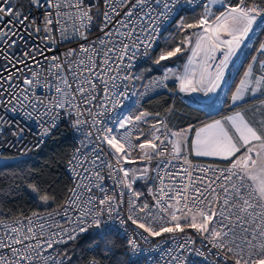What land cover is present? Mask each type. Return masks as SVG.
I'll return each mask as SVG.
<instances>
[{
  "label": "snow or ice",
  "instance_id": "6c2138e0",
  "mask_svg": "<svg viewBox=\"0 0 264 264\" xmlns=\"http://www.w3.org/2000/svg\"><path fill=\"white\" fill-rule=\"evenodd\" d=\"M192 3L103 0L101 11L84 0H29L37 12L44 9L30 16L22 5L0 0V60L4 61L0 106L6 111L21 109L38 122L35 147L62 122L82 137L67 157L71 186L63 203H58L54 192L29 185L44 212L7 222L0 219V264H71L67 245L81 238L90 250L109 252L114 247L111 236L119 232L117 222L121 228L130 222L142 230L127 237L134 255L140 250L137 237L148 242L171 234L175 246L163 252L167 264H188V253L205 255L187 232L192 229L202 245L210 246L215 264H264V99L251 117L234 111L196 130L191 141L195 156L216 158L224 162L222 167L192 165L184 152L191 127L172 131L159 112L117 111L129 86L143 79L132 71L137 59L147 58L159 66L190 52L183 74L177 76L165 66L155 83L166 87L164 82L176 76L180 92L216 93L254 26L264 23V0H207L196 5L203 11L189 21L181 12ZM215 5L220 8L213 11ZM97 18L102 35L89 41ZM173 24L183 33L182 39L166 41L153 56L157 41ZM33 36L43 41L42 47L27 43ZM62 40L83 43L63 56L47 55ZM256 53L231 95L233 106L247 102L248 95L264 97V42ZM146 124L148 132L142 127ZM135 153L139 157L134 158ZM136 158L157 159L156 167H125ZM180 159L186 166L183 175L170 170L175 167L173 160ZM194 171L203 175H193ZM166 178L171 183H165ZM152 179L160 182L159 187L149 188L153 202H141L142 193L134 184ZM106 180L115 187L109 188ZM50 203L58 206L49 210ZM87 264L99 261L93 257ZM119 264L128 262L120 259Z\"/></svg>",
  "mask_w": 264,
  "mask_h": 264
},
{
  "label": "trees",
  "instance_id": "16d2710c",
  "mask_svg": "<svg viewBox=\"0 0 264 264\" xmlns=\"http://www.w3.org/2000/svg\"><path fill=\"white\" fill-rule=\"evenodd\" d=\"M235 2L236 0H232V3ZM216 9L217 8H215L214 11H216ZM202 11L203 8L193 12L182 11L181 15L191 21L198 17ZM182 37L183 33L179 32L175 24L171 25L168 31L163 33L154 56L158 55L159 51L163 49L166 41L172 40L173 42H177L181 40ZM261 42H264V28L257 36L251 52L238 69L228 89L226 99L219 111L208 113L205 110L191 106L181 98V96L175 94V85L169 84L167 92L154 96L147 102L142 103L135 109L134 114L142 110L152 113L159 112L160 118H167L168 126L173 131H180L191 127V143L196 130L203 127L205 124H209L214 120H223L225 117L232 115L234 111L247 110L260 102L262 97H256L248 99L246 100L247 102H242L240 105L233 106L231 103V95L242 79L244 71L247 70L248 64L251 63V57L256 54V49ZM187 57L188 53L186 52L183 54L181 60L184 61ZM176 61L177 60L170 59L162 62L161 66H173ZM140 75L143 76V79L139 80L138 84L142 87L146 80L149 79L150 74L147 68L143 67L140 70ZM168 108H171L173 111L168 112ZM143 128L145 132H148L150 125H143ZM71 145L72 142L69 131L66 128H60L49 137L45 145L26 160L16 165L0 167V219L9 220L21 215L26 216L33 211L44 212V206L35 198V194L28 187L29 185H36L38 189L47 190L49 193L54 192L58 203H63L67 193L66 190L69 187V179L65 172V162L69 156ZM194 159L195 161L224 165V162L215 161L213 159ZM135 190L142 193L141 196L145 198L146 192L149 191V185L147 183L138 182L135 185ZM57 206V203H50L48 208L51 210ZM111 240L114 245L111 251L98 252L96 254V258L101 264H119L120 259L127 261L128 264H136L130 261L126 254L127 241L124 238H120L117 234H114L111 236ZM63 247L65 246H62V248ZM87 247L88 245L84 238H81L75 243L70 242L67 245V251L71 257V264H82L89 258Z\"/></svg>",
  "mask_w": 264,
  "mask_h": 264
},
{
  "label": "built area",
  "instance_id": "2783aa9c",
  "mask_svg": "<svg viewBox=\"0 0 264 264\" xmlns=\"http://www.w3.org/2000/svg\"><path fill=\"white\" fill-rule=\"evenodd\" d=\"M12 3L17 4V5H22L23 11L26 14H29L30 16H38L44 10V9H41L40 12H37V10L29 4V0H12ZM84 3L85 4L91 3L93 5H98L99 8L101 9V11L104 10L103 0H84ZM181 3L183 4L184 0H181ZM201 3H207V0H194V3H192L190 5H186L183 11H185V12L196 11V10L202 8V7H196L197 4H201ZM93 10L95 11V8ZM5 20H7V17L5 18ZM37 23H39V21H37ZM99 24H100V18H97L94 25L91 26V29L89 32V41H95L99 37H101L102 33L99 31ZM263 28H264V23L258 22V25L254 26V31L250 34V38L246 41L247 46L242 47L243 51H245L246 55H249V53L251 52L255 40H256L259 32H261V30ZM57 36H58V34H57ZM160 40H161V37L157 41V44H159ZM27 43L30 45L40 44L41 47L43 46V41L37 39L35 36H33L32 39H28ZM80 43H83V41L62 40L59 42L58 45L53 46L55 48V52L54 53L49 52V53H47V55L51 56V55L55 54L58 56H63V54L68 49H71V48L78 49ZM20 50H21L20 48L17 49L18 52ZM154 55H155V52H153V56ZM188 55H189V53H188ZM190 56H191V53H190ZM3 63H4V61L0 60V65H2ZM143 67L147 68L148 73L150 74L149 79L146 80V82L144 83V85L142 87L139 86V84H138L139 81H136L134 83V85H130L129 89H128V94L125 97L121 98V105L122 106L120 108H118L117 111H122L125 113V111L127 109H130V110L136 109L142 103L147 102L152 97L158 96V95L168 91L169 84H171L170 78L164 82L166 84V87L157 85L155 83V81L158 80L162 76L164 67H162L161 65L157 66L151 60H149L147 58H143V59H137L136 61H133L132 71L134 74L140 75V70ZM181 74H183V71L176 73L177 76L181 75ZM228 74H229V71L226 72L225 78L227 77ZM228 80L229 79H225V82L222 84L221 88L223 91L220 93L221 94L220 98L228 92L227 91L229 89L228 87L231 85ZM173 85H175V87H176V92H175L176 95H180L182 97L185 94H187V95L189 94V95H192L194 97H196V95H197V93L180 92L179 91V86H180L179 80L176 79V76H175V79L173 80ZM99 90L102 93L103 87L99 86ZM186 100L191 106H194V104H193L195 102L194 98L190 97ZM198 109H201V108H198ZM131 113L134 114V112H131ZM111 115H112V113H109V116H111ZM160 119H164L167 123L166 117H161ZM142 127H143V125H142ZM21 128L24 129L23 133H20ZM60 128H66L70 133L71 142H72L70 153H69V155H70L72 153L73 149L79 144L80 139L82 137L79 133L74 132L73 129H71V127L68 126L67 123H64V122L60 123L59 127L53 130L52 135L54 133H56V131H58ZM39 131H40V129L38 127V122L35 121L34 119H28V117L26 116V114L23 110L18 109L16 112H13L10 110L6 111L3 106H0V159L1 158H13V157H27V158L30 157L34 152L38 151L43 145H45L47 140L50 137L49 136V137L45 138V142L43 144H41L39 147H35L34 145H36L38 143L37 133ZM168 148L170 150L171 145H168ZM25 149H27V151H25ZM135 157H139V153H135L134 158ZM169 158H171V157H169ZM189 160L192 162L193 166H195V165H208V164L219 165L221 167L224 166L223 164H218V163L195 161V160H191V159H189ZM66 164H67V160L65 162V172H66L67 177L69 179V187H70L71 186L70 173L67 170ZM156 164H157V159H154L151 162H147V161H144L142 159L136 158L135 163L125 164V167H129V168L135 167V168L143 169L145 166H147L150 169H154L156 167ZM173 165H175V167L172 168L170 166V170L173 172H179L181 175H183V170L186 167L183 164V160L182 159L173 160ZM150 175L152 177H155L156 176L155 171L150 172ZM161 175H163V171H161ZM193 175H203V173H198V172L194 171ZM138 182L147 183L149 185V188H154V189L159 187V184H160L158 179H152V180H148V181L139 180L136 183H138ZM183 182H186V181H183ZM105 183L109 188L115 187L112 184V181H110V180H106ZM136 183L134 184V189H135ZM165 183H171V181H169L166 178ZM66 195H67V193H66ZM65 198H66V196H65ZM128 198H129L128 194L126 193L125 194V200H127ZM144 200H147L149 203L153 202L152 196L149 194V191L146 192L145 198H143L142 196L140 197L141 202ZM41 213H43V212H41ZM31 214L32 213H30L29 215H26V216H30ZM123 214L124 215L127 214V205L126 204L123 207ZM4 221L7 222L8 220H4ZM115 227L119 229V232H117L116 234L120 238H124L126 241H127V237L133 235L134 232L142 231V230L135 229V226L131 225L130 222H129L126 229L121 228L119 226L118 222L115 224ZM187 232L189 234H192L194 236V238L197 239L196 247L201 248V250L204 251V253H205L204 256H197V255L188 253L187 254L188 264H215L217 257L209 254L208 248L210 246L207 245L206 242H204V244L202 245L200 240H199V237L195 235L194 230L188 229ZM170 236H171V234H164L161 237L150 238L148 240V242H145V241L139 239V237H137L140 250L138 251L137 254L134 255L132 253V251L127 246L126 247V254L128 255L129 260L136 263V264H167L168 257L163 255V252H164V250L170 249V248L175 246L174 242L170 238ZM178 238H179V236H177V239ZM62 246L63 245H61L60 247H62ZM87 252L89 254V258H87V260L85 262H83L82 264H87V261L93 257L96 258V254L98 253L97 251L90 250L88 247H87ZM212 252L214 253L215 250L213 249ZM66 264H68L67 261H66ZM99 264H101L100 261H99Z\"/></svg>",
  "mask_w": 264,
  "mask_h": 264
},
{
  "label": "rangeland",
  "instance_id": "374dc122",
  "mask_svg": "<svg viewBox=\"0 0 264 264\" xmlns=\"http://www.w3.org/2000/svg\"><path fill=\"white\" fill-rule=\"evenodd\" d=\"M218 5H215L214 7H213V11H214V8L215 7H217ZM176 26V25H175ZM169 42L170 43H172L173 41L172 40H169ZM177 42H179V41H177ZM241 51H242V49H241ZM186 52H184L183 54H185ZM187 53H189V55H188V57L186 58V60H184V61H182L181 60V58H182V56H183V54H180V55H178L177 57H175V58H172V60L174 59V60H177L176 62H175V64L173 65V66H171V65H167V67H169V68H172L173 70H174V72L175 73H178V72H181V71H184V66L187 64V60H188V58L190 57V52H187ZM240 53V52H239ZM239 53H238V55L236 56V57H234L233 58V61H232V63L230 64V66H229V69H228V71H229V74L227 75V77L225 78V79H229V77L231 76V73H232V71L235 73L234 75H232V80H234V78H235V76H236V74H237V71H234V69H237V67H234V64H235V61L238 59V56H239ZM245 58H247V57H245ZM175 79V76H170V81H171V84H173V80ZM230 81V84H232L231 82H233V81ZM222 87V86H221ZM230 87V86H229ZM228 87V88H229ZM223 90H222V88H220V89H218L217 91H216V94L217 93H220V92H222ZM228 91V90H227ZM180 96V95H179ZM226 96H227V93L225 94V99H226ZM194 98V100H195V102L193 103L194 104V106L195 107H197V108H203V110H205V111H207V112H209V113H215V112H217V111H219L220 110V108H221V106H220V104H221V98H220V95H215V93L214 94H208V95H204L203 93H197V95H196V97H194V96H192V95H187V94H185V95H183V97L181 96V98H183L184 100H186V99H188V98ZM255 97H260L259 96V94H257V96H255ZM249 98H254V97H252L251 95H248V96H246V100L247 99H249ZM224 99V100H225ZM262 99H264V97H262ZM262 99H260V101L262 100ZM186 102H187V100H186ZM224 102V101H223ZM259 104H260V102L258 103V104H256L257 106L256 107H258L259 106ZM135 111V109H132V110H130V109H127L126 111H125V113H129V112H134ZM248 114L249 115H253V109H251V110H249V112H248ZM259 117L257 116V119H258ZM191 134H192V132L191 131H189V132H187V140H186V143H185V145H184V147H186L187 146V143H188V139H189V137L191 136ZM195 136V135H194ZM195 139V138H194ZM193 139V140H194ZM186 151V150H185ZM186 153H187V151H186ZM206 159H213V160H215V161H218V159H216V158H212V157H207Z\"/></svg>",
  "mask_w": 264,
  "mask_h": 264
},
{
  "label": "crops",
  "instance_id": "0c3cea01",
  "mask_svg": "<svg viewBox=\"0 0 264 264\" xmlns=\"http://www.w3.org/2000/svg\"><path fill=\"white\" fill-rule=\"evenodd\" d=\"M215 8H220V5H218L217 7H215ZM214 8V9H215ZM260 33V32H259ZM259 35V34H258ZM254 45V44H253ZM253 48V47H252ZM257 54V53H256ZM255 54V55H256ZM248 55H246V53H245V51H243V48H242V51H240V53H239V56H238V59L235 61V64H234V67H237V69H234V71H237L240 67H241V65H242V63L245 61V57H247ZM233 74H235L233 71H232V73H231V76L229 77V82L232 80V75ZM258 74V73H257ZM242 78H243V76H242ZM238 86H239V84H238ZM237 86V87H238ZM221 93V92H220ZM220 93H215V95H221ZM225 96V95H224ZM224 96H222L221 97V104H220V106L223 104V101H224V99H225V97ZM254 98H256V97H254ZM249 99H252V98H249ZM248 100V99H247ZM242 103V102H241ZM257 105H254V106H252V107H250L249 109H247V110H244L243 112H246L247 113V115L249 116V117H251V115H249L248 114V112H249V110H251V109H253L254 107H256ZM202 110H203V108H202ZM207 112V111H206ZM209 113V112H208ZM191 137V136H190ZM189 137V139H188V143H187V146L186 147H184V152H185V154L187 155V157L189 158V159H191V160H195L194 158H196V159H199V158H201V159H205V160H207L206 158L207 157H197V156H195V154H194V152L192 151V148H191V143H190V138ZM195 138V136H193V139ZM187 151V153H186V151ZM218 161H220V160H218Z\"/></svg>",
  "mask_w": 264,
  "mask_h": 264
},
{
  "label": "water",
  "instance_id": "95a60500",
  "mask_svg": "<svg viewBox=\"0 0 264 264\" xmlns=\"http://www.w3.org/2000/svg\"><path fill=\"white\" fill-rule=\"evenodd\" d=\"M27 157H13V158H1L0 159V167H4L6 165H16L24 160H26Z\"/></svg>",
  "mask_w": 264,
  "mask_h": 264
}]
</instances>
